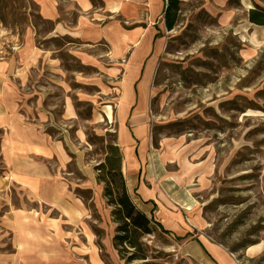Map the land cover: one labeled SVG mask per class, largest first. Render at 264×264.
<instances>
[{
  "label": "rangeland",
  "instance_id": "374dc122",
  "mask_svg": "<svg viewBox=\"0 0 264 264\" xmlns=\"http://www.w3.org/2000/svg\"><path fill=\"white\" fill-rule=\"evenodd\" d=\"M36 1L0 0V61L27 30L36 54L16 74L0 66V264L141 262H125L112 244L117 223L101 165L121 127L135 133L138 180L161 210L196 218L240 264H263L264 249L244 251L264 246V25L248 20L264 0H178L173 28L159 22L161 52L130 103L127 86L139 74L127 71L131 50L50 36L54 23ZM93 3L105 15L112 6ZM118 149L125 184L131 167ZM151 220L148 260L197 264Z\"/></svg>",
  "mask_w": 264,
  "mask_h": 264
},
{
  "label": "crops",
  "instance_id": "0c3cea01",
  "mask_svg": "<svg viewBox=\"0 0 264 264\" xmlns=\"http://www.w3.org/2000/svg\"><path fill=\"white\" fill-rule=\"evenodd\" d=\"M103 3H110L111 8H106V15L103 9L94 5L93 0H37L39 12L44 19L54 23L52 34L54 37H71L89 46L103 41H114L119 46L131 50L129 73L139 72L138 76L128 87L132 89V95L127 98V103L136 99V89L140 87L141 78L144 81L154 68L158 55L161 52V27L159 22H164V11L167 0H94ZM68 6L62 10L63 3ZM128 7V8H127ZM74 9L75 14L69 15ZM63 11V12H62ZM105 16L108 21L104 22ZM121 20L130 21L129 29L123 28ZM13 41L16 39L12 35ZM13 47V46H12ZM33 42L30 33L26 31L23 42L17 43V48L11 52L8 60L0 61L1 70L8 65L11 74L25 66L33 53ZM2 52V50L0 51ZM35 52V51H34ZM22 55V56H21ZM28 55H30L28 57ZM28 57L26 60H24ZM22 63V64H18ZM135 77L132 76L133 79ZM140 81V82H138ZM144 84L141 85V87ZM2 110V109H1ZM0 110V112H2ZM145 135L144 131L139 134V139ZM136 141L135 133L121 127L117 131L118 146L124 152L125 164L130 166V178H125V184L129 197L135 207L142 211L148 218L157 221L163 230L172 235L177 242L178 253L197 264H240L239 260L230 253L223 245L213 241L207 235L200 233L201 227L197 219L184 217L181 212L175 209H167L159 206L156 197H152L147 191L146 179L138 180L137 166L133 160V146ZM136 153V152H135ZM139 183L140 189L134 190ZM142 185V187H141ZM134 191L138 195H134ZM264 246L253 245L245 249L248 257H255L260 254ZM182 258V257H181ZM264 264V261H263Z\"/></svg>",
  "mask_w": 264,
  "mask_h": 264
},
{
  "label": "trees",
  "instance_id": "16d2710c",
  "mask_svg": "<svg viewBox=\"0 0 264 264\" xmlns=\"http://www.w3.org/2000/svg\"><path fill=\"white\" fill-rule=\"evenodd\" d=\"M168 1L170 2L168 4ZM178 0H167L164 11L166 29L173 28L176 22ZM248 20L255 25H264V8L255 7L248 13ZM101 168L107 169L109 179L105 181V195L113 205L112 216L117 223L112 244L117 249L121 259L130 263L141 260L138 264H158L148 260L147 249L142 237L153 231L152 220L137 209L128 197L121 172V156L117 145H109ZM107 166V167H106ZM160 230L165 232L162 227Z\"/></svg>",
  "mask_w": 264,
  "mask_h": 264
},
{
  "label": "bare ground",
  "instance_id": "6f19581e",
  "mask_svg": "<svg viewBox=\"0 0 264 264\" xmlns=\"http://www.w3.org/2000/svg\"><path fill=\"white\" fill-rule=\"evenodd\" d=\"M66 112L68 113V114H71V107H70V104L69 103H67L66 104ZM186 209H188V210H190L191 208L190 207H187ZM46 223H47V226L48 227H50V228H52V229H54V230H57V227L59 226L58 225V220H54V219H52V218H48L47 219V221H46ZM63 233H62V235H71L73 238H75V239H78L77 238V233L76 232H64V231H62ZM64 236H62L61 237V239L64 241ZM64 243V242H63ZM81 250H79V251H83L84 253H88V249L86 248V247H84V246H82V248H80Z\"/></svg>",
  "mask_w": 264,
  "mask_h": 264
}]
</instances>
